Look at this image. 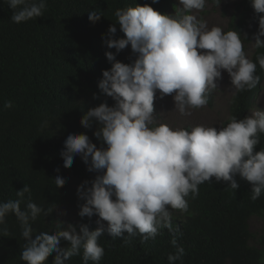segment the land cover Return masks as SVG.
<instances>
[{
    "label": "clouds",
    "instance_id": "clouds-1",
    "mask_svg": "<svg viewBox=\"0 0 264 264\" xmlns=\"http://www.w3.org/2000/svg\"><path fill=\"white\" fill-rule=\"evenodd\" d=\"M5 2L13 13L10 19L17 24L43 16L46 8V0ZM206 2L178 0L172 15L161 14L147 4L115 11L117 23L102 37L104 44L117 54L130 46L136 58L124 64L112 52H105L111 68L102 71L98 89L114 105L101 103L80 119L85 129L91 128L93 120L97 122L93 134L102 146L97 148L85 134H70L60 152L64 168L71 167L79 156L87 171L102 173L77 188L78 199L83 201L78 215L97 216L98 227L90 231L87 225H80L77 231L70 224L66 230L41 232L33 239L30 221L41 214L47 216L52 209L38 207L29 197L26 209L21 210V201L30 193L25 185L16 192L19 199L0 203V226L9 213L19 221L25 240L20 258L25 264H46L53 252L57 255L52 264H65L81 251L83 264H99L104 255L98 244L104 232L102 222L107 223L112 238L126 232L127 237L155 239L162 227L169 226L171 210L187 212L186 197L191 193L195 199L198 186L212 183L213 178L237 190L239 176L251 185L253 201L264 192V150L256 151L259 134H264V111L249 116L250 108L243 119L231 117L226 126L197 125L190 131L157 124L153 116L157 91L160 98L172 96L174 110L187 116L190 110L208 105L211 93L219 89L222 72L230 77L233 96L259 83L257 64L264 69V54L253 62L244 52L246 37L221 27L209 29L207 22L194 14L203 11ZM213 3L219 6L220 0ZM250 4L258 18L253 44L264 48V0H250ZM101 18L96 10L88 12L90 22ZM116 25L123 38L113 39ZM5 107L11 108V102ZM54 183L62 187L65 179L57 175ZM62 240L69 246L61 248ZM182 256L183 249H178L168 256L169 264Z\"/></svg>",
    "mask_w": 264,
    "mask_h": 264
},
{
    "label": "trees",
    "instance_id": "trees-1",
    "mask_svg": "<svg viewBox=\"0 0 264 264\" xmlns=\"http://www.w3.org/2000/svg\"><path fill=\"white\" fill-rule=\"evenodd\" d=\"M145 4L161 14L175 12L174 0H46L43 16L17 24L10 19L13 13L5 0H0V203L19 199L16 192L26 185L30 193L21 201V210L26 209L29 197L38 207L52 209L47 216L41 214L30 221L33 239L41 232L63 230L55 219V209L70 203L79 212L83 201L78 199V186L102 174L87 171L79 156L74 157L71 167L64 168L60 152L70 134H85L97 148L102 146L93 134L99 127L97 122L93 120L91 128L85 129L80 119L101 103L114 105L98 89L102 71L111 68L105 52H112L124 64L136 58L130 46L117 54L114 48L106 47L102 37L117 23V9ZM241 7L254 17L250 19L243 12L238 16L239 24L230 25V30L239 34L246 21L258 24L250 0H241ZM93 10L102 16L95 23L88 19V12ZM116 27L113 39L123 38L119 25ZM261 54L264 48L254 47L250 60L256 62ZM256 75L260 80L254 89L232 97L223 126L231 117L243 119L249 111L264 81V69L258 64ZM7 102L11 108L5 107ZM259 140L256 151L264 150V134H259ZM57 175L73 180L75 188L67 182L55 187ZM236 179L237 190L214 178L212 183L199 185L195 199L191 193L186 197L188 211L171 210L169 226L162 227L155 239L127 237L126 232L112 238L104 230L98 239L104 249L99 264H169L168 256L178 249H183V256L175 264H264V232L258 237L261 248L257 249L249 244L253 236L248 228L251 217L264 219V192L253 201L251 185L239 176ZM97 219L95 215H78L77 231L80 225L95 230ZM21 233L19 221L9 213L0 226V264H25L20 258L25 244ZM59 246L69 245L62 240ZM56 255L51 253L46 264H52ZM65 264H83L82 251Z\"/></svg>",
    "mask_w": 264,
    "mask_h": 264
},
{
    "label": "rangeland",
    "instance_id": "rangeland-1",
    "mask_svg": "<svg viewBox=\"0 0 264 264\" xmlns=\"http://www.w3.org/2000/svg\"><path fill=\"white\" fill-rule=\"evenodd\" d=\"M241 0H220V4H214L211 1L206 2L203 11L194 13L198 17H202L209 27H221L225 32L230 30V25L235 27L239 24L238 16L245 12V16L253 18L251 12L246 11L243 7L238 8V4ZM175 7L178 5V0H174ZM257 23L254 21H246L240 36L246 37L243 42L244 52L247 58H251L254 51L255 41L253 36L257 33ZM233 29V28H232ZM260 90L253 97L251 101V112L249 116H252L256 110L264 111V81L260 86ZM234 89L230 85V77L226 72H222V80L219 84V89L212 92L209 101L210 105L204 108L190 110L191 115L182 116L174 110V102L172 96L166 95L160 98V94L157 91L156 99L154 100V112L153 116L157 120V124H166L172 129H187L191 130L197 125H203L206 127L213 126L216 128L223 127V122L227 120L230 113V104L233 97ZM68 184L75 188L73 180H65ZM55 219L59 222L63 230L67 229L68 225L76 226L78 221V209L75 205L70 203H63L55 209ZM97 221V220H96ZM97 224V223H96ZM104 230H107V223L102 222ZM98 227V225H97ZM248 228L250 234L253 236L249 242L250 246L260 249L258 244V237L264 232V219L260 217H251L248 222Z\"/></svg>",
    "mask_w": 264,
    "mask_h": 264
}]
</instances>
